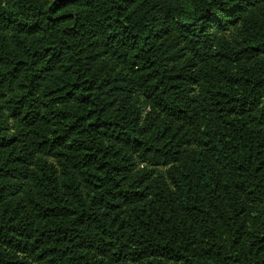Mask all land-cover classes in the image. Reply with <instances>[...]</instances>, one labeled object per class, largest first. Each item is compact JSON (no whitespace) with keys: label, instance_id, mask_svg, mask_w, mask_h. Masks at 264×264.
Here are the masks:
<instances>
[{"label":"trees","instance_id":"obj_1","mask_svg":"<svg viewBox=\"0 0 264 264\" xmlns=\"http://www.w3.org/2000/svg\"><path fill=\"white\" fill-rule=\"evenodd\" d=\"M0 264H264V0H0Z\"/></svg>","mask_w":264,"mask_h":264}]
</instances>
